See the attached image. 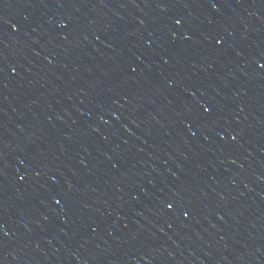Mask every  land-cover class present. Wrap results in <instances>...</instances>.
<instances>
[{
    "label": "water",
    "instance_id": "95a60500",
    "mask_svg": "<svg viewBox=\"0 0 264 264\" xmlns=\"http://www.w3.org/2000/svg\"><path fill=\"white\" fill-rule=\"evenodd\" d=\"M0 264H264V0H0Z\"/></svg>",
    "mask_w": 264,
    "mask_h": 264
},
{
    "label": "snow or ice",
    "instance_id": "6c2138e0",
    "mask_svg": "<svg viewBox=\"0 0 264 264\" xmlns=\"http://www.w3.org/2000/svg\"><path fill=\"white\" fill-rule=\"evenodd\" d=\"M176 23L179 24L180 21H177ZM217 42L219 43V41H217ZM208 111H209L208 109H205V112H206V113H207ZM56 202L59 203L58 200H57ZM167 207H168L169 209H172V208L174 207V205H173V204H168Z\"/></svg>",
    "mask_w": 264,
    "mask_h": 264
}]
</instances>
